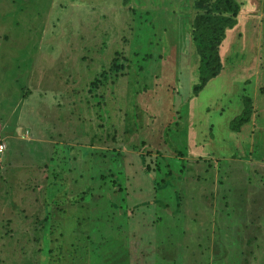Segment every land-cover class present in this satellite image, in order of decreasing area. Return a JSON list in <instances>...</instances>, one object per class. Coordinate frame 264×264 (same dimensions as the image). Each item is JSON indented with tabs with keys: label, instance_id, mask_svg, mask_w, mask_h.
Returning <instances> with one entry per match:
<instances>
[{
	"label": "rangeland",
	"instance_id": "obj_1",
	"mask_svg": "<svg viewBox=\"0 0 264 264\" xmlns=\"http://www.w3.org/2000/svg\"><path fill=\"white\" fill-rule=\"evenodd\" d=\"M215 1L0 0V264H264V0L195 96Z\"/></svg>",
	"mask_w": 264,
	"mask_h": 264
},
{
	"label": "trees",
	"instance_id": "obj_2",
	"mask_svg": "<svg viewBox=\"0 0 264 264\" xmlns=\"http://www.w3.org/2000/svg\"><path fill=\"white\" fill-rule=\"evenodd\" d=\"M130 1L122 0V3L126 6ZM137 1L138 4H141V0ZM198 8L205 11L196 16L191 32L194 48L199 59L198 82L192 89L195 96L222 70L219 46L224 40L225 32L236 24L240 3L237 0H216L213 7ZM120 68H122V65L112 64L110 70L116 73ZM241 100V112L229 123V129L233 132H239L241 127L250 121L253 112L251 98L244 95Z\"/></svg>",
	"mask_w": 264,
	"mask_h": 264
},
{
	"label": "built area",
	"instance_id": "obj_3",
	"mask_svg": "<svg viewBox=\"0 0 264 264\" xmlns=\"http://www.w3.org/2000/svg\"><path fill=\"white\" fill-rule=\"evenodd\" d=\"M6 149L5 143L0 140V154H2Z\"/></svg>",
	"mask_w": 264,
	"mask_h": 264
},
{
	"label": "crops",
	"instance_id": "obj_4",
	"mask_svg": "<svg viewBox=\"0 0 264 264\" xmlns=\"http://www.w3.org/2000/svg\"><path fill=\"white\" fill-rule=\"evenodd\" d=\"M2 134H4V133L0 132V140H2L4 142V137Z\"/></svg>",
	"mask_w": 264,
	"mask_h": 264
}]
</instances>
